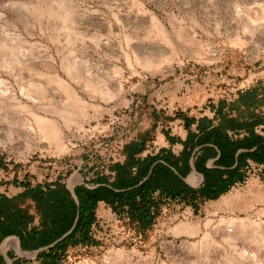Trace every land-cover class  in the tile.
<instances>
[{"label": "rangeland", "instance_id": "rangeland-1", "mask_svg": "<svg viewBox=\"0 0 264 264\" xmlns=\"http://www.w3.org/2000/svg\"><path fill=\"white\" fill-rule=\"evenodd\" d=\"M70 1L71 17L69 0H0V194L59 180L96 187L128 142L191 113L264 121V27L245 28L264 0ZM36 114L58 123L60 141L40 138ZM161 205L147 227L98 205L89 239L58 264H264V170L211 210ZM13 241L20 256L8 264H42Z\"/></svg>", "mask_w": 264, "mask_h": 264}, {"label": "trees", "instance_id": "trees-1", "mask_svg": "<svg viewBox=\"0 0 264 264\" xmlns=\"http://www.w3.org/2000/svg\"><path fill=\"white\" fill-rule=\"evenodd\" d=\"M214 110L222 122L209 133L217 141L223 140L227 129L241 128L253 134L252 127L264 124L258 115L250 117L237 114V117H230L232 112L224 111L222 107ZM147 140L141 137L128 142L123 149L125 159L111 165V175L98 177L99 185L96 187L76 186L75 194L79 202L61 180L37 185L26 184L21 193L12 197L0 194V243L8 235H17L21 238L24 249L34 250L51 244L68 233L38 256L42 264H58L70 246L89 239L91 228L97 220L96 207L100 201L112 206L115 211L128 213L131 219L147 227L162 210V201H168L154 198L156 190L162 189L163 193L173 198L182 194L167 169L152 167V157L139 156L145 149ZM253 142L254 139L249 138L241 142V145L252 146ZM222 146L228 151L230 143L226 141ZM164 158L170 160L167 156ZM259 160H264V149ZM223 190L225 189L221 188L219 191ZM201 194L205 197L213 196L204 191ZM28 201L36 204L41 216L39 226L32 229L30 224L34 217L28 213ZM0 264H5L1 254Z\"/></svg>", "mask_w": 264, "mask_h": 264}, {"label": "crops", "instance_id": "crops-1", "mask_svg": "<svg viewBox=\"0 0 264 264\" xmlns=\"http://www.w3.org/2000/svg\"><path fill=\"white\" fill-rule=\"evenodd\" d=\"M237 116L236 113L230 114V117ZM238 118L242 121L241 117ZM221 122L222 119L217 116L216 110L191 113L185 120L172 122L165 130L159 128L155 136L146 141L145 149L139 156L152 157V167L161 166L167 169L173 175V180L178 185L177 189L182 191L181 196L173 198L163 193L162 189H158L153 194L154 198L177 202L189 210L197 211L200 206L203 210H211L231 195L236 188L248 183L253 174L256 175L257 171L264 170V160H259L264 149V125L252 127L253 134L241 128L227 129L223 140L217 141L210 137L209 131L219 127ZM249 138L254 139L252 146H242L241 142ZM226 141L230 143L228 151L222 146ZM165 156L170 160L165 159ZM124 159L125 156L122 157V160ZM66 186L79 202L75 194L76 186L70 187L68 184ZM221 188L225 190L219 191ZM23 190L24 188L16 193L2 194L12 197ZM203 191L213 196L205 197L201 194ZM26 205H28V213L34 217L30 228L38 227L41 216L36 204L28 201ZM98 205L107 204L100 201ZM67 234L51 244L34 250L24 249L19 236L8 235L0 243V254L4 257L5 264H8V257L13 256V250L17 256H20L16 248L8 247L10 240H17L21 251L37 253L38 258L40 252L53 246Z\"/></svg>", "mask_w": 264, "mask_h": 264}, {"label": "bare ground", "instance_id": "bare-ground-1", "mask_svg": "<svg viewBox=\"0 0 264 264\" xmlns=\"http://www.w3.org/2000/svg\"><path fill=\"white\" fill-rule=\"evenodd\" d=\"M71 1L69 0V3H64L65 5V9H67V15L70 14L71 12ZM71 5V6H70ZM70 16V15H69ZM69 16H66L67 18H70ZM247 16V21L245 23L246 25V30L249 33H253L259 29V28H263L264 27V8L261 9L260 11H247L246 13ZM154 24L155 27L158 31L159 34L164 35L166 34V30L164 29V27L161 25V23L157 22L154 19ZM136 61H139L143 67L145 68H150L151 66H153V64L155 63V58L152 57H146L145 59H143V61H140L139 57H137V55L135 56ZM27 68V67H25ZM32 68L29 69V72L32 73ZM72 71V70H71ZM34 72V71H33ZM33 74V73H32ZM52 75V77H54V80L56 81V83H58V85L63 88L64 92L67 95H70L71 93H73L74 97L81 102L82 100V96H80L76 91L73 90V88L62 78L60 77L58 74L51 72L50 73ZM87 86L88 88L94 89V85L92 83H90L89 81L87 82ZM35 119V123H36V133L40 136L41 139H49V140H55V141H60L61 140V130L60 127L58 126V123L49 117L46 116H41L39 114H36L34 116ZM76 178V177H75ZM184 227V225H183ZM17 241V240H16ZM26 253V252H24ZM249 257L251 258H255L254 255H250Z\"/></svg>", "mask_w": 264, "mask_h": 264}, {"label": "water", "instance_id": "water-1", "mask_svg": "<svg viewBox=\"0 0 264 264\" xmlns=\"http://www.w3.org/2000/svg\"><path fill=\"white\" fill-rule=\"evenodd\" d=\"M37 254V253H36Z\"/></svg>", "mask_w": 264, "mask_h": 264}]
</instances>
